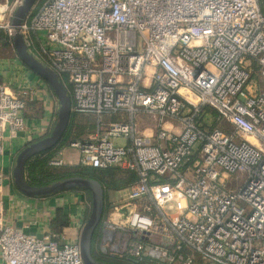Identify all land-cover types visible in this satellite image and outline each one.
<instances>
[{"label": "built area", "instance_id": "built-area-1", "mask_svg": "<svg viewBox=\"0 0 264 264\" xmlns=\"http://www.w3.org/2000/svg\"><path fill=\"white\" fill-rule=\"evenodd\" d=\"M23 2L0 10L12 43ZM19 28L72 110L96 116L94 133L68 145L80 165L137 175L102 220V253L128 264H264V0H36ZM45 94L59 112L45 80L0 82L4 264H86L80 240L3 220L9 140L32 143L58 121L52 108L27 116Z\"/></svg>", "mask_w": 264, "mask_h": 264}, {"label": "crops", "instance_id": "crops-1", "mask_svg": "<svg viewBox=\"0 0 264 264\" xmlns=\"http://www.w3.org/2000/svg\"><path fill=\"white\" fill-rule=\"evenodd\" d=\"M12 1L13 0H6L5 4ZM8 68L13 70L14 77L10 76L13 78L10 83H13L16 88L26 86V83L29 84V82L44 81V79H42L36 72L22 62L18 53L16 54V59H14L12 63H8L4 70L6 71ZM9 71L7 70L6 73ZM0 74L2 75L3 72ZM47 86L49 91H52L48 83ZM51 108L55 114L59 113L58 109L54 107L52 96H50V94H45V98L43 97V99L30 105L27 116L30 119L36 118L37 120H40V117H45L50 114ZM79 116L86 120L79 121L83 129V133L79 138L92 135L96 128L95 114L83 112ZM112 118L116 119L117 116L113 115ZM9 142L11 145L9 147L10 150L6 153L3 161V166L7 172V179L1 196L4 208V222L12 224L14 227L35 236H43L45 233L53 231L59 233L63 240L73 242L80 240L83 227L91 211L92 196L84 190L74 189H65L50 195L29 196L23 194L15 184L13 171L16 166L18 154L30 142H27L21 134L10 139ZM70 150L71 149H69V146L67 145L60 149L57 155L64 160V165H80L79 153L76 150V152H74V154H77V158L75 157L76 160L68 161L65 159L63 156L64 153L66 155L72 154ZM127 173L128 174L126 175L120 174L117 177H119V179L123 177L122 179L124 180V178L128 179L130 176L134 175V179L135 177L137 179L135 173L129 171H127ZM123 187L125 186H114L111 188L105 187L106 201L109 200V204H120L122 198L119 190ZM101 231L103 235V226H101ZM99 242L101 243V236L98 238L95 245L97 251H100L98 246ZM0 264H4L1 259Z\"/></svg>", "mask_w": 264, "mask_h": 264}, {"label": "water", "instance_id": "water-1", "mask_svg": "<svg viewBox=\"0 0 264 264\" xmlns=\"http://www.w3.org/2000/svg\"><path fill=\"white\" fill-rule=\"evenodd\" d=\"M35 2L36 0H24L23 4L17 9L12 21L13 44L22 62L52 87L60 100L61 109L58 121L51 134L28 144L18 154L13 171L15 184L23 194L29 196L48 195L75 186H82L89 190L92 196V208L80 237L82 258L86 264H115L97 259L93 252L94 235L104 218L106 205V189L101 181L96 178L73 175L54 180L51 183L36 185L32 184L26 176V167L29 160L36 154L54 147L62 139L68 128L72 112V101L67 87L61 81L59 75L31 50L19 28ZM131 210L132 207L122 209L127 215Z\"/></svg>", "mask_w": 264, "mask_h": 264}, {"label": "trees", "instance_id": "trees-1", "mask_svg": "<svg viewBox=\"0 0 264 264\" xmlns=\"http://www.w3.org/2000/svg\"><path fill=\"white\" fill-rule=\"evenodd\" d=\"M50 88L54 92V90L52 89L51 86H50ZM81 113H83V112H80L78 110H72L68 128H67L65 134L63 135L62 139L58 142V144H56L50 150H46V151H43V152L36 154L34 157H32L29 160V162L27 164L28 166L26 167L27 179L32 184L42 185V184L51 183L52 181L57 180V179H63V178L68 177V176L81 175L84 177L96 178L99 181H101L102 184L107 188H111L114 186L115 187L127 186L128 184L133 182L136 179V177L134 179V175L130 176V178H128V179L124 178L125 181L122 179L123 177H121L119 179V177H117V176L120 175L119 174L120 172H122L125 175L128 173H127V171L125 172V170L120 169L118 167H109V168L100 169V168H94L92 166H86V165L85 166L84 165L55 166V165H52L50 163V160L54 156L57 155V153L60 149L69 145V142L71 140L78 139L80 137V135L83 133V129L81 127V124L79 123L78 120L75 119ZM95 125H96V123H95ZM75 127H77V130H75ZM49 166L50 167H56L57 168L56 173H58L59 175L49 177L51 175L46 174V172H47L46 168H48ZM130 174H132V173H130ZM70 189L84 190L91 195V192L82 186H75V187H72ZM48 195H50V194H48ZM105 211H106V213L108 212L106 210V206H105ZM106 213L104 212V216ZM101 226L102 225L100 224L97 231L95 232L94 240H93V252H94L95 257L101 261H106L109 263L128 264L124 260H121V259L115 258V257H109L106 254L96 250V248H95L96 242H97L98 238L100 236H102ZM143 259H146V258H143ZM142 262H143V260L140 263H142ZM156 264H158V263H156Z\"/></svg>", "mask_w": 264, "mask_h": 264}, {"label": "rangeland", "instance_id": "rangeland-1", "mask_svg": "<svg viewBox=\"0 0 264 264\" xmlns=\"http://www.w3.org/2000/svg\"><path fill=\"white\" fill-rule=\"evenodd\" d=\"M5 1L6 0H0V10H3V7H4V4H5ZM1 15H3L1 12H0V17H1ZM6 15V14H5ZM5 19H7L6 17H5ZM0 35L2 36V33H0ZM16 54H17V51H16V49H15V47H14V44L12 43V42H10V41H8L5 37H4V34H3V36L0 38V73H2L3 72V74L1 75L0 74V82H5V83H7V84H11L10 83V81L13 79V78H11L10 76H12V77H14L13 75V70H11V69H6V71L8 70H10L8 73H6V71L4 70V68L7 66V64L8 63H12V61L14 60V59H16ZM13 84V83H12ZM208 116H209V119L207 120V124L211 127V128H213L214 126H215V121H214V118H213V116H212V114H208ZM78 118V119H77ZM76 120H78V121H86L84 118H82L81 116H77L76 118H75ZM91 121V120H90ZM146 125H149L150 126V124H149V122H146ZM96 127V126H95ZM75 130H77V127H75ZM69 149H71L70 150V152H72V154H65L64 153V157H65V159H67L68 161L69 160H72V161H74V160H76V158H77V154H74V152H76V151H78L76 148H73V147H69ZM76 150V151H75ZM79 153V152H78ZM76 157V158H75ZM11 169V168H10ZM12 170V169H11ZM46 170H47V172H46V174H49V175H51V176H49V177H52V176H56V175H59L58 173H56V171H57V168L56 167H48V168H46ZM119 174H122L123 175V173L122 172H120ZM106 210L107 211H109V209H110V204H109V200H107L106 202ZM91 208H92V202H91ZM105 213H106V211H105ZM105 218L107 217V215L105 214V216H104ZM104 220V219H103ZM101 225L103 226L104 225V223H103V221L101 222ZM103 236V235H102ZM102 236H101V238H102ZM100 244V245H99ZM99 244H98V246H99V250L101 251V243L99 242ZM156 264V262H153V261H151V259H149L148 257H146V259H143V262L142 263H140V264ZM199 264H204V263H199Z\"/></svg>", "mask_w": 264, "mask_h": 264}]
</instances>
